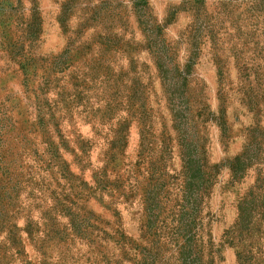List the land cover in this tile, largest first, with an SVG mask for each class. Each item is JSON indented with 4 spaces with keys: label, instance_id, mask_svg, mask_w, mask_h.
<instances>
[{
    "label": "rangeland",
    "instance_id": "374dc122",
    "mask_svg": "<svg viewBox=\"0 0 264 264\" xmlns=\"http://www.w3.org/2000/svg\"><path fill=\"white\" fill-rule=\"evenodd\" d=\"M0 264H264V0H0Z\"/></svg>",
    "mask_w": 264,
    "mask_h": 264
}]
</instances>
